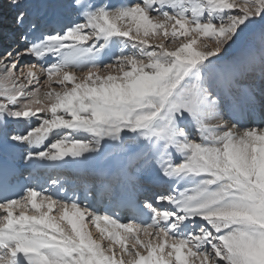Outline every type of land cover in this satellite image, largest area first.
<instances>
[{
  "label": "snow or ice",
  "instance_id": "obj_1",
  "mask_svg": "<svg viewBox=\"0 0 264 264\" xmlns=\"http://www.w3.org/2000/svg\"><path fill=\"white\" fill-rule=\"evenodd\" d=\"M0 264H264V0H0Z\"/></svg>",
  "mask_w": 264,
  "mask_h": 264
}]
</instances>
